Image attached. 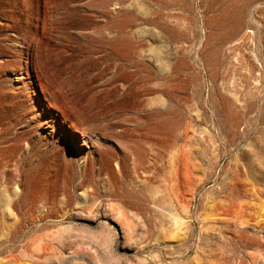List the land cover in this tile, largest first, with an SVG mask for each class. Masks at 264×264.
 Here are the masks:
<instances>
[{
    "label": "rangeland",
    "instance_id": "374dc122",
    "mask_svg": "<svg viewBox=\"0 0 264 264\" xmlns=\"http://www.w3.org/2000/svg\"><path fill=\"white\" fill-rule=\"evenodd\" d=\"M0 264H264V0H0Z\"/></svg>",
    "mask_w": 264,
    "mask_h": 264
},
{
    "label": "bare ground",
    "instance_id": "6f19581e",
    "mask_svg": "<svg viewBox=\"0 0 264 264\" xmlns=\"http://www.w3.org/2000/svg\"><path fill=\"white\" fill-rule=\"evenodd\" d=\"M52 90V89H51ZM50 90V91H51ZM45 91V90H44ZM48 91V90H47ZM55 91V90H54ZM52 92V91H51ZM57 93H59V92H57ZM42 94V96H40V99L42 100V103L44 104V106L45 107H47L48 108V111H49V116H50V118H62V117H60L59 116V111L61 110L60 109V106H59V102H58V100H57V98L56 97H54V96H52L50 93H49V91H48V95H49V97H50V99L53 101V103L51 104L49 101H47L46 100V98L43 96V93H41ZM60 94V93H59ZM59 96V95H58ZM60 97V96H59ZM62 121V120H61ZM73 132L74 133H78L77 132V130L75 129V128H73ZM80 133V132H79ZM81 134V133H80ZM81 138H79L78 140L79 141H81L82 143H81V147H83L84 145H86V142H85V136H83L82 134H81ZM79 147V146H78ZM17 259V256L15 257V255H10L9 257H8V260L9 261H11V260H13V259ZM7 259V258H6Z\"/></svg>",
    "mask_w": 264,
    "mask_h": 264
}]
</instances>
